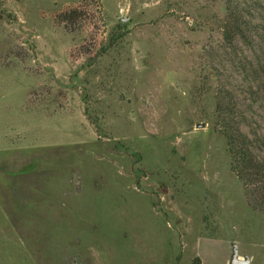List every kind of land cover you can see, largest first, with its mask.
I'll use <instances>...</instances> for the list:
<instances>
[{"label":"rangeland","instance_id":"rangeland-1","mask_svg":"<svg viewBox=\"0 0 264 264\" xmlns=\"http://www.w3.org/2000/svg\"><path fill=\"white\" fill-rule=\"evenodd\" d=\"M223 16L0 0V264H264L205 79Z\"/></svg>","mask_w":264,"mask_h":264},{"label":"trees","instance_id":"trees-1","mask_svg":"<svg viewBox=\"0 0 264 264\" xmlns=\"http://www.w3.org/2000/svg\"><path fill=\"white\" fill-rule=\"evenodd\" d=\"M221 41L204 52L214 127L247 206L264 215V0H224Z\"/></svg>","mask_w":264,"mask_h":264},{"label":"water","instance_id":"water-1","mask_svg":"<svg viewBox=\"0 0 264 264\" xmlns=\"http://www.w3.org/2000/svg\"><path fill=\"white\" fill-rule=\"evenodd\" d=\"M229 264H250V259L248 257H244L243 259H240L238 256L237 248L234 245L232 247V253Z\"/></svg>","mask_w":264,"mask_h":264}]
</instances>
